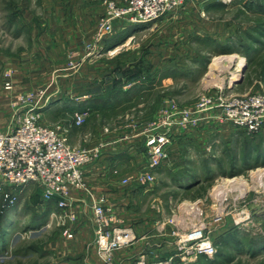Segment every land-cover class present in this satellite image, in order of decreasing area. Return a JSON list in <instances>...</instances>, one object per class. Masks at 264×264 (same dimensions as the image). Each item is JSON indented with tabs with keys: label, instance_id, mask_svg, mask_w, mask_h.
<instances>
[{
	"label": "rangeland",
	"instance_id": "obj_1",
	"mask_svg": "<svg viewBox=\"0 0 264 264\" xmlns=\"http://www.w3.org/2000/svg\"><path fill=\"white\" fill-rule=\"evenodd\" d=\"M110 1L122 6L120 0H0V86L7 91L22 84L26 90L12 94L13 120L0 130L14 131L30 106L39 108V124L61 127L69 146L90 157L82 165L86 187L79 190L89 189L86 167L108 144L125 142L124 151L142 148V170L134 158L122 173H131L133 184L157 191L152 199L162 201L174 225L169 236L176 249L179 235L203 227L215 254L200 257V264H264V129L254 134L234 128L221 120L219 107L222 100L264 95V0H209L204 11V0H185L152 22L115 19L111 32L104 33ZM220 55L229 57L212 66ZM208 98L212 108L200 109ZM48 103L62 110L43 112ZM214 109L221 111L213 121L198 119ZM78 116L84 118L81 124ZM99 133L117 134V139L88 145L87 139H98ZM162 133L168 142L152 155L156 147L148 142ZM173 146L176 161L157 172ZM146 175L153 180L137 181ZM183 175L198 183L178 189L172 177ZM16 192L19 200L11 208L0 199V264H82L60 255L51 243L60 226L64 236L73 237L64 222L68 203L61 210L58 198L44 201L42 185ZM98 205L110 208L93 204L96 229ZM112 218L110 224L119 222ZM176 220L185 228H177ZM174 259V264L191 262Z\"/></svg>",
	"mask_w": 264,
	"mask_h": 264
},
{
	"label": "built area",
	"instance_id": "obj_2",
	"mask_svg": "<svg viewBox=\"0 0 264 264\" xmlns=\"http://www.w3.org/2000/svg\"><path fill=\"white\" fill-rule=\"evenodd\" d=\"M122 6L109 2L108 18L102 22L101 30L110 33L113 20L128 19L130 23L152 22L180 8L185 0H120ZM200 109L212 108L213 101L202 100ZM221 120L234 128L247 133L257 134L264 129V95L255 94L222 100ZM17 128L9 133L0 130V199L6 208L13 207L19 200L17 190L22 187L42 185L43 200L50 202L58 198V208L65 209L72 189L86 187L83 180L82 165L90 160L85 153L73 150L61 133V127L54 129L44 127L36 119V106H30ZM39 109V108H38ZM37 109V110H38ZM81 124L84 118L77 117ZM189 113L185 114L186 123ZM185 124V125H186ZM168 142L166 133L152 137L148 145L156 147L151 153L158 155L160 149ZM166 157V154H163ZM162 156L160 158H163ZM149 175L140 176L137 181H152ZM99 227L96 229V251L108 264H112L115 250L131 245L136 241V234L129 228L114 225L107 228L112 218L111 209L96 206ZM107 215L108 220L105 219ZM186 230V229H185ZM182 233V232H181ZM207 233V232H206ZM204 228H196L189 233L179 235L176 254L182 262H189L200 257L215 254L211 241ZM173 258V257H172ZM172 258L165 262H146L140 258L137 264H170Z\"/></svg>",
	"mask_w": 264,
	"mask_h": 264
},
{
	"label": "crops",
	"instance_id": "obj_3",
	"mask_svg": "<svg viewBox=\"0 0 264 264\" xmlns=\"http://www.w3.org/2000/svg\"><path fill=\"white\" fill-rule=\"evenodd\" d=\"M208 1L209 0H204V2H201L200 7L202 11H204V6H209L207 4ZM24 71H27V68H24ZM154 83L157 85V81H154ZM19 91H26L22 84H18L14 89L7 91L0 86V128L3 130H7L11 126L13 114L10 100L14 96L12 94ZM57 97L58 96H56L52 102L57 99ZM47 106V109L43 112H50L51 110L60 112V110H62V107L56 103L53 105L52 103H48ZM220 111L219 109L207 111L200 114L199 117L201 118L198 117V119L204 120V118H206L208 121H213L215 114L220 113ZM212 124L213 122H211L209 126H206L205 130L211 128ZM202 131L199 130V132ZM99 135L98 139L97 136H90L87 139L88 145L91 146L102 139H117V134L114 135L113 133H99ZM124 144L125 142L121 141L108 144L101 158L86 167V179L89 189H73L71 191V195L67 201V210L64 211V218H66L64 222H66L69 231L73 232V237L67 238L64 236L61 232L62 226H60L58 227L60 233H56L51 241L57 252L64 257L71 258V261L79 259L82 264H105L96 250L91 247L96 229L93 210L94 203H100L110 207L112 215L119 221L115 225L132 227L138 238L132 245L115 250L112 254V264H136L140 257L147 259V261H160L170 259L174 256L175 261L179 259L176 256L178 251L174 245V238L169 236V231L174 225L168 223L162 201L160 199L155 201L156 198L152 199V195L157 194V191L154 192L153 188L133 184L132 178L129 176L131 173L128 175L127 173H122L124 167L129 165L130 160L134 158L136 159V163L140 164L139 169L143 167L144 164L140 162L142 148H132L129 151H124ZM168 153L169 156L167 158L166 155L165 158L167 159L165 161L163 160V164L155 168L157 172L162 169L164 170L165 167L169 165L168 163H174V161H176L175 157L178 150H174V146L168 149ZM138 158H140V161ZM115 170L118 172H115ZM125 178L128 180L127 183L123 181ZM190 178L189 176L183 175L174 176L172 180L176 183L174 184L175 187L182 191H187L198 183H191ZM165 201L166 204H169L168 208H170L172 198L170 197V200ZM52 204L53 202L46 203L45 207L50 208ZM156 206L159 208L158 210ZM156 213L157 215H155ZM155 216L160 218L157 220ZM49 221L50 223L52 222L51 220ZM54 222L56 221L54 220ZM177 226L179 229L185 228L183 221L176 220V227ZM202 259L203 258L192 260L189 264H200V262H202L200 260ZM174 263L175 262H172L170 264Z\"/></svg>",
	"mask_w": 264,
	"mask_h": 264
},
{
	"label": "bare ground",
	"instance_id": "obj_4",
	"mask_svg": "<svg viewBox=\"0 0 264 264\" xmlns=\"http://www.w3.org/2000/svg\"><path fill=\"white\" fill-rule=\"evenodd\" d=\"M226 57H229L228 55H220V56H216V57H214L213 58V62H212V66L213 65H217V63H219V60H221V59H223V58H226ZM245 62V59L244 58H242V64ZM261 170H264V168L263 169H261ZM227 181H233V180H230V179H228ZM244 182V181H243ZM242 183V182H241ZM223 187L224 186H222V188L221 189H223ZM191 212V211H190Z\"/></svg>",
	"mask_w": 264,
	"mask_h": 264
},
{
	"label": "trees",
	"instance_id": "obj_5",
	"mask_svg": "<svg viewBox=\"0 0 264 264\" xmlns=\"http://www.w3.org/2000/svg\"><path fill=\"white\" fill-rule=\"evenodd\" d=\"M204 259V258H203Z\"/></svg>",
	"mask_w": 264,
	"mask_h": 264
}]
</instances>
